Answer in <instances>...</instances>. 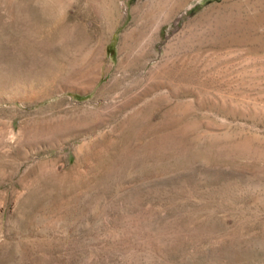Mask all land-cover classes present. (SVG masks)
<instances>
[{
    "label": "rangeland",
    "instance_id": "rangeland-1",
    "mask_svg": "<svg viewBox=\"0 0 264 264\" xmlns=\"http://www.w3.org/2000/svg\"><path fill=\"white\" fill-rule=\"evenodd\" d=\"M0 264H264V0H0Z\"/></svg>",
    "mask_w": 264,
    "mask_h": 264
}]
</instances>
